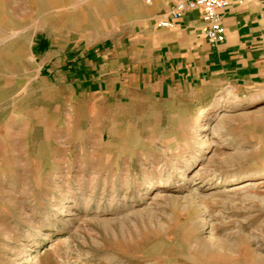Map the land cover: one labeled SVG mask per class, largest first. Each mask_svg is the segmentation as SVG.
<instances>
[{"label": "rangeland", "instance_id": "374dc122", "mask_svg": "<svg viewBox=\"0 0 264 264\" xmlns=\"http://www.w3.org/2000/svg\"><path fill=\"white\" fill-rule=\"evenodd\" d=\"M149 1L2 0L0 264H264V85L159 100L131 47L113 94L77 88Z\"/></svg>", "mask_w": 264, "mask_h": 264}, {"label": "crops", "instance_id": "0c3cea01", "mask_svg": "<svg viewBox=\"0 0 264 264\" xmlns=\"http://www.w3.org/2000/svg\"><path fill=\"white\" fill-rule=\"evenodd\" d=\"M149 2L145 12L140 9L136 15L134 27L138 28L129 38L121 36L94 48L89 57L92 64L80 73L77 88L87 94L99 92L103 98L113 94L108 82L111 68L125 65L131 47L142 60L140 67L147 68L151 82L156 83L159 100L175 89L208 83L247 90L264 85V0H230L223 12L227 37L219 43L205 36L202 9L174 19L176 0ZM164 20L173 24L160 26Z\"/></svg>", "mask_w": 264, "mask_h": 264}, {"label": "built area", "instance_id": "2783aa9c", "mask_svg": "<svg viewBox=\"0 0 264 264\" xmlns=\"http://www.w3.org/2000/svg\"><path fill=\"white\" fill-rule=\"evenodd\" d=\"M229 4L230 0H176L172 9V17L177 19L187 13L202 9L205 36L212 43L224 42L227 37V29L223 23V12ZM172 24L171 20H164L160 26L168 27Z\"/></svg>", "mask_w": 264, "mask_h": 264}, {"label": "bare ground", "instance_id": "6f19581e", "mask_svg": "<svg viewBox=\"0 0 264 264\" xmlns=\"http://www.w3.org/2000/svg\"><path fill=\"white\" fill-rule=\"evenodd\" d=\"M49 0H25L26 3H29L32 7V13L33 14H41L45 7L47 6V2ZM54 4V3H53ZM3 5L2 0H0V6ZM18 6H14V10L11 11V15H10V19L13 20L14 17H18L17 12H18ZM27 14L24 15V17H26ZM73 22L78 25V26H84L86 24H88L91 21V16L84 10V9H80L79 11H77L73 17ZM2 23H3V19H2ZM207 113H200L199 119L202 118H207L206 117ZM171 181H167V183H163V181L160 179L158 181H156L154 184L157 185H170ZM90 202V200L88 199V203Z\"/></svg>", "mask_w": 264, "mask_h": 264}]
</instances>
